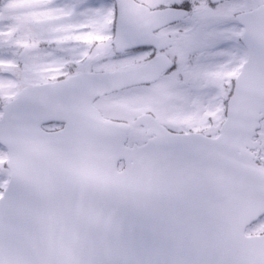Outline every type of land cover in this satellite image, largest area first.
Masks as SVG:
<instances>
[{"label":"snow or ice","instance_id":"snow-or-ice-1","mask_svg":"<svg viewBox=\"0 0 264 264\" xmlns=\"http://www.w3.org/2000/svg\"><path fill=\"white\" fill-rule=\"evenodd\" d=\"M0 264H264V0H0Z\"/></svg>","mask_w":264,"mask_h":264}]
</instances>
